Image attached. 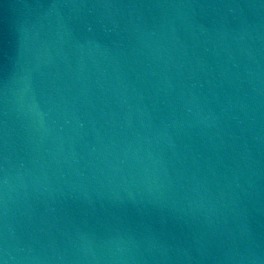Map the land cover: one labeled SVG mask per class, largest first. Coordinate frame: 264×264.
<instances>
[{"label": "water", "instance_id": "95a60500", "mask_svg": "<svg viewBox=\"0 0 264 264\" xmlns=\"http://www.w3.org/2000/svg\"><path fill=\"white\" fill-rule=\"evenodd\" d=\"M0 264H264V0H0Z\"/></svg>", "mask_w": 264, "mask_h": 264}]
</instances>
